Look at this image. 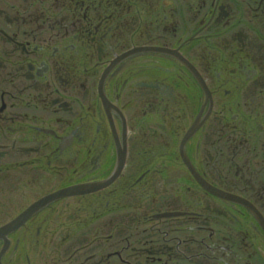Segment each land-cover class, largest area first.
<instances>
[{"label":"flooded vegetation","instance_id":"1","mask_svg":"<svg viewBox=\"0 0 264 264\" xmlns=\"http://www.w3.org/2000/svg\"><path fill=\"white\" fill-rule=\"evenodd\" d=\"M0 264H264V0H0Z\"/></svg>","mask_w":264,"mask_h":264}]
</instances>
